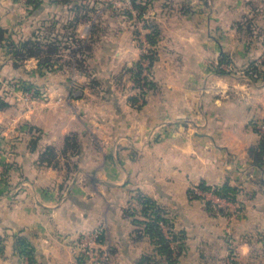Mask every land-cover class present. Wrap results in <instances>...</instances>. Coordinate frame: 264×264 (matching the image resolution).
Wrapping results in <instances>:
<instances>
[{"label":"crops","instance_id":"obj_1","mask_svg":"<svg viewBox=\"0 0 264 264\" xmlns=\"http://www.w3.org/2000/svg\"><path fill=\"white\" fill-rule=\"evenodd\" d=\"M14 1L0 0V27L6 30L16 25L20 9ZM11 7L18 9L16 15ZM172 20L158 19L163 32L150 66L153 86L144 96L128 74L142 52L126 35L115 46V56H107L116 72L109 98L92 94L80 75L76 96L66 101L32 100L12 121L5 116L15 108L0 110V264H27L16 251L17 235L33 244L38 264H81L77 238L98 225L106 227L110 264L163 262L148 235L135 237L139 225L132 219L142 218L134 195L138 191L162 209L182 236L176 264H224L230 255L235 264L264 261L259 240L264 235V173L247 156L248 146L258 139L251 121L264 118V80L213 70L222 54L240 64L254 59L264 42L255 39L259 47L252 46L234 34L227 40L232 43H225L222 36L193 29L199 24L192 20L180 19L175 26ZM35 64L32 57L24 61L29 72ZM122 65L126 74L117 73ZM14 68L0 44V77L17 72ZM62 85L65 92L69 83ZM94 100L101 108L93 113L95 119L108 110V131L88 120L94 118L88 113ZM72 132L86 139L75 166L39 161L46 145L61 150ZM34 135L39 139L31 146ZM201 179L241 186L245 208L240 217L210 211L202 200L189 198L188 186Z\"/></svg>","mask_w":264,"mask_h":264},{"label":"rangeland","instance_id":"obj_2","mask_svg":"<svg viewBox=\"0 0 264 264\" xmlns=\"http://www.w3.org/2000/svg\"><path fill=\"white\" fill-rule=\"evenodd\" d=\"M14 2L20 10H14L11 7L15 15L17 10L19 13L15 18L16 25L12 26L11 30H7V36H10V41H17L18 44L22 40L39 42L43 49L41 55L51 58L54 69L40 68L44 74L39 76L35 72L27 71L24 62L17 60L19 64L14 65L17 72L7 73L0 77V95L9 102V106L0 108V110L15 108L13 112L5 116L8 121L10 119L12 121V118L18 113L24 112V108H27L28 102L30 103L32 100H48L50 98L59 102L66 101L68 95L76 96L77 87L80 85L76 79H80V75L85 76V81H87L92 94L97 97L103 95L100 98H109L108 89H110L116 72L115 65H112L113 68H111L108 57L115 56V46L124 43L127 35L130 37L129 42L131 41L142 52L140 55L144 57L143 63L148 62L147 55L151 53L153 46L146 40L145 33L150 30L148 27L150 28L153 23H156L161 30L158 22L159 17L171 16L174 26L180 24V19L192 20L199 25L194 28L191 26V28L222 36L221 40H225V43H232L227 40L230 35L234 34L242 37L240 42L245 40L246 43L252 44L255 39L261 40V43L264 42L262 36L264 0H15ZM138 4L146 6L143 14H140ZM84 25L86 26L84 27ZM143 25H146L147 28H144ZM169 28L170 31H174L172 30L173 26H169ZM162 32L161 30L159 34ZM258 36L260 37L258 38ZM3 42L5 41L0 44ZM255 44L253 43L252 46ZM262 44L264 45V43ZM227 46L224 45V47ZM256 46L259 47L258 44ZM3 47L9 49L7 46ZM49 47H57V50L49 49ZM155 49H157V44ZM263 56L264 48L262 54L255 58L260 60ZM229 58L232 62H223L219 66L224 70H229L228 75L246 76L243 69L247 61L240 64L234 62L230 56ZM133 62L130 68L136 71ZM32 63L33 60H30L26 64L27 67H31ZM216 63H218V59L213 63V66ZM35 65L34 68L38 66L37 60ZM125 67L122 65L121 68H118L117 73L126 74ZM128 74L132 77V72ZM143 74L145 78L153 81L149 65L144 67L143 64ZM145 78L140 82L143 83ZM122 80L115 78V83L121 84ZM27 81L33 85L28 88L24 87L23 84H26ZM63 83L65 85L69 83L65 92H63ZM15 110L16 113H14ZM98 110L101 112L100 105L94 100L88 110V113L94 118L89 119L90 117H88V120L96 128L104 125L102 130L108 131V110H105L103 114L105 116L95 119L96 116H93V113ZM258 124L261 126L263 123L260 120ZM85 142L86 139L81 136L80 156ZM0 143L3 144L1 139ZM56 152L58 162L68 161L72 168L76 154L64 157L59 149ZM239 203L241 210L235 214L234 218L240 217L243 208H245L243 200ZM127 205L129 206V204ZM228 215L230 214L228 213ZM259 240L263 243L264 235H260ZM170 244H174L173 247H176L175 241L171 240ZM175 251L177 250L174 249ZM253 261L256 263L257 259ZM259 262L264 264L262 260Z\"/></svg>","mask_w":264,"mask_h":264},{"label":"trees","instance_id":"obj_3","mask_svg":"<svg viewBox=\"0 0 264 264\" xmlns=\"http://www.w3.org/2000/svg\"><path fill=\"white\" fill-rule=\"evenodd\" d=\"M31 1V0H30ZM139 12L140 14L144 13V10L146 9V6L139 5ZM144 28H147L146 25H143ZM149 31H146L145 37L148 43L153 46V50L149 55H147L148 58V65L149 67L153 64V62L156 60L157 57V49H155V46L159 39V27L156 23H153ZM6 39H8L6 41ZM5 41L1 43L3 46H7L9 49L8 52L10 53V56L13 60V64L16 66L19 64L17 60H20V62H24L25 59H28L30 57H33L37 60L38 66L34 70L35 73H37L39 76L44 74V71L40 70V68H50L48 70L54 69L52 68L53 64L51 63V58L49 56H42V47L37 41H30V40H22L18 44L17 41L11 40L10 36H7V30L0 27V42ZM49 49H55L57 50V47H49ZM54 51V50H51ZM262 54V53H261ZM143 55L139 57L138 61L135 63V68L131 69L130 72H132V78L133 82L136 83L137 88L139 89V95H145L147 90L153 86V81L148 80V78H145L144 76H141V72L143 70V67L141 65V61L143 60ZM257 58L250 59L244 64V73L246 76H248L252 80L257 79H263L264 80V56L260 60H256ZM232 62V60L229 58V56L222 54L218 58V63H216L213 66V70L218 74H228L229 70H224L219 66V64L223 62ZM40 71V72H39ZM144 79V82L141 83L140 80ZM23 84V83H22ZM33 84L31 82H26V84H23L24 87L28 88L32 86ZM36 86V85H35ZM135 97L137 95L135 94ZM134 97V98H135ZM9 106V102L3 98L2 95H0V108H5ZM261 123H264V118L261 120ZM251 124L254 128V130L258 133V139L255 143L251 144L247 148V156L248 160L251 165L257 167L260 171L264 173V131H261L259 128L258 121H251ZM39 136H35L30 140L31 146H35ZM80 140L78 138V135L74 132L66 135L63 140V145L61 148V154L64 157H68L67 155H75L79 154L80 152ZM39 161L44 162L47 164H54L56 165L57 160V152L55 148L51 145H46L44 147V150L39 155ZM66 163H69L66 161ZM75 166V164L72 165V167ZM71 168V167H70ZM260 183H264V180H262ZM209 190L212 193H215L218 196L225 197L231 201L235 202H241L240 195L243 193V188L239 185H230L227 182L223 183L222 185H213L208 184L204 180H199L195 184H191L188 186L187 193L189 198H196L200 199L204 202V205L206 208H208L210 211H214L215 209H218L221 212L223 211L221 208L216 207L211 201L204 199V197L197 193L196 190ZM136 199L138 203L141 206L140 214L142 218H136L133 217V221L138 224V228L135 230V237H141L142 235H148L150 240L153 243V246L155 247L156 251L160 256H162L163 262H160L159 260L155 259H143L141 262L142 264H176L177 262V255L180 252L181 247V238L182 236L172 230V224L170 220L165 217L163 214V211L160 207L155 205L154 201L144 195L141 191L136 192L135 194ZM217 210V211H218ZM126 215H134L133 212H127L125 211ZM228 214V213H227ZM167 232V233H166ZM176 242V247L172 248L170 246V241ZM15 248L16 251L25 256L27 259V264H38L35 258V249L33 244L25 237L21 235H17L15 239ZM174 249L175 251L174 253ZM174 253V254H173ZM78 260L82 264L85 263L84 256L81 253H78ZM232 264H235L232 260Z\"/></svg>","mask_w":264,"mask_h":264},{"label":"built area","instance_id":"obj_4","mask_svg":"<svg viewBox=\"0 0 264 264\" xmlns=\"http://www.w3.org/2000/svg\"><path fill=\"white\" fill-rule=\"evenodd\" d=\"M259 128L264 131V123L261 126L259 125ZM196 192L230 215H235L241 210L239 202L218 196L209 190L201 191L197 189ZM76 244L77 252L84 256L85 264H110V247L105 225H98L80 233ZM170 246L175 248L173 247L174 244H170ZM232 260L233 258L230 256L224 264H232Z\"/></svg>","mask_w":264,"mask_h":264}]
</instances>
